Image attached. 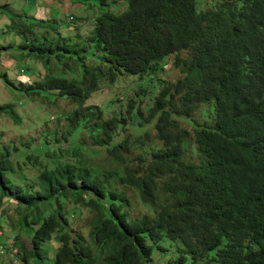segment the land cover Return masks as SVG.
Here are the masks:
<instances>
[{"label": "trees", "instance_id": "16d2710c", "mask_svg": "<svg viewBox=\"0 0 264 264\" xmlns=\"http://www.w3.org/2000/svg\"><path fill=\"white\" fill-rule=\"evenodd\" d=\"M73 2L100 8L90 21L70 16L85 45L13 11L0 44L45 71L3 75L13 97L0 115L19 136L1 127L0 264L14 246L17 264H152L164 240L180 244V263L264 264V0ZM103 87L106 104H87ZM44 98L72 107L22 141L21 103ZM63 144L77 160L62 158ZM94 146L97 162L84 152Z\"/></svg>", "mask_w": 264, "mask_h": 264}, {"label": "rangeland", "instance_id": "374dc122", "mask_svg": "<svg viewBox=\"0 0 264 264\" xmlns=\"http://www.w3.org/2000/svg\"><path fill=\"white\" fill-rule=\"evenodd\" d=\"M74 0H0V44L7 45L10 41V32L8 31V28H6V25L9 24V17L11 11L15 13H26L31 16L39 17V18H45L50 20H55L58 30L61 33V35L66 36L68 38H71L72 40L69 41L70 43H73L74 41H78L80 46L85 45V43L81 42L80 40H75L76 37L74 35L73 30V24L77 22V20H73L70 18V16L79 18V17H86L85 20H89L96 15L97 11H100V8L98 4L92 5L87 4V9L84 5L80 4V2H73ZM91 1V0H90ZM95 0H92V2ZM90 5H92L91 8ZM87 21V23L89 22ZM14 52L17 54L19 53L18 50H14ZM11 50L4 51L0 49V104H3L8 101V98H12L13 95L9 90L8 85L5 86V77L3 76L6 74L8 78H15L17 76L18 80L21 81H31L38 79V77L35 75V71L44 73V65L40 64L37 66V64L32 59H25V60H14L13 57L10 55ZM22 67V68H21ZM21 68V71L19 74L14 75L12 72L13 69L15 72H17ZM23 69V71H22ZM169 75V76H168ZM167 76L168 79H175L178 74L176 71H173L172 73H169ZM129 81H133L135 79L134 76H127ZM138 81V80H137ZM142 83V85L149 89L150 92H155L156 87L152 86V83L149 82L146 78V76L141 80L138 81ZM125 85V83H122V79L116 81L112 86L120 87V85ZM119 85V86H117ZM110 88L103 87L98 91L97 93L93 94L88 100L87 104H102L105 105L106 102L109 100V95L107 92H109ZM147 92V90H145ZM117 93H123V88H120L117 90ZM133 93V91H132ZM115 96V95H114ZM145 102H151L150 99L153 97H149V99H146V93L145 95H141ZM44 101L46 102L43 106H38V102L34 101L32 99H24V101L21 103V110L24 112V118H25V129H24V135L21 136L23 138L22 141H26L30 137H35L42 135V129L43 127L48 130V132L53 131L55 126V120L56 116L60 115L63 112H67L71 109L72 104L65 100H57L55 103H51V99L44 98ZM108 107H105L104 110H108ZM52 115V121L47 124V126H41L33 123L32 117L34 115ZM35 117V116H34ZM187 128H191L189 124H183ZM13 121L10 117L6 115H0V131L1 127H3V136L7 140H10L12 142L16 138H18L19 134H16L13 129ZM63 156L62 158H68L70 160H77L76 156H73L71 153L67 152L64 148L66 147V144L61 145ZM89 156H94L95 158L92 160L93 162H97L98 157H102L104 155V150L101 147H92L91 150L84 151ZM8 208L7 213V219L9 221V216H13V212L11 210L12 203L5 201L3 203ZM137 208V207H136ZM0 210V215H1ZM78 224H80L83 228H87V221L78 220ZM3 234V232H2ZM8 236L11 235L7 234ZM9 238V239H10ZM11 242V239L9 240ZM20 242L23 244V246L28 249L30 240L27 239L26 236H22L20 239ZM56 244V243H55ZM160 248H163L164 250H161L160 248H157L156 246L153 248L152 253V264H220L218 262L210 261L207 262L206 260L199 261L197 263H192L190 259H188L185 263L178 262V257L180 254V244L178 242L170 241V240H164L161 241L159 244ZM21 249L20 246H14L10 250H7L4 253L5 256V262L8 264H17V258L15 255L20 256L21 255ZM19 262V261H18ZM19 264V263H18Z\"/></svg>", "mask_w": 264, "mask_h": 264}]
</instances>
